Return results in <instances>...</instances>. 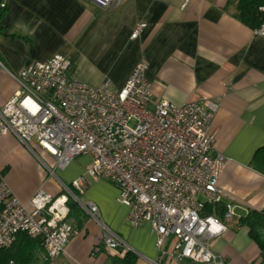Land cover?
I'll return each instance as SVG.
<instances>
[{"label":"crops","instance_id":"0c3cea01","mask_svg":"<svg viewBox=\"0 0 264 264\" xmlns=\"http://www.w3.org/2000/svg\"><path fill=\"white\" fill-rule=\"evenodd\" d=\"M1 1L0 107L17 89L9 72L55 54L68 57L74 76L90 86L108 81L120 89L144 62L154 100L215 104L209 129L214 152L227 158L219 187L234 218L212 249L226 264H256L260 250L239 219L264 210V173L258 170L264 154L254 158L264 147V36L234 16L236 0H125L111 9L88 0ZM139 23L145 26L133 38ZM89 162L80 155L51 174L14 134H0V174L23 203L39 188L58 194L61 184L83 175ZM72 193L78 201L69 199L78 210L68 217L74 234L65 253L46 259L42 250L35 264H109L127 250L137 256L135 264H189L159 257L148 222L128 224V208L118 202L112 182L87 177L83 192ZM86 201L97 205L100 222L80 205ZM106 228L122 247L104 246Z\"/></svg>","mask_w":264,"mask_h":264},{"label":"built area","instance_id":"2783aa9c","mask_svg":"<svg viewBox=\"0 0 264 264\" xmlns=\"http://www.w3.org/2000/svg\"><path fill=\"white\" fill-rule=\"evenodd\" d=\"M88 1L111 9L125 0ZM144 26L137 24L131 36L136 37ZM254 32L264 36V23ZM145 70L146 64L139 62L123 87L114 89L108 81L97 86L79 81L71 60L63 55L32 61L9 72L17 89L0 107V134H14L51 174L87 155L90 162L71 188L82 193L87 177L112 182L118 202L128 208V224H150L160 258L226 264L212 249L213 241L234 218L230 202H225L221 217L213 206L223 201L219 179L227 163L224 155L214 152L209 129L216 106L154 100ZM71 188L61 184L58 194L39 188L23 203L0 174V249L25 232L40 239L46 259L64 254L74 234L68 218L69 196L78 201ZM80 205L100 222L95 203ZM208 205L211 214L205 213ZM101 242L110 249L123 245L107 228Z\"/></svg>","mask_w":264,"mask_h":264},{"label":"trees","instance_id":"16d2710c","mask_svg":"<svg viewBox=\"0 0 264 264\" xmlns=\"http://www.w3.org/2000/svg\"><path fill=\"white\" fill-rule=\"evenodd\" d=\"M4 13V6H0V21ZM234 16L251 29L259 28L264 23V0H236ZM258 154H264V147L255 153L254 158H257ZM258 168L264 173V165L258 166ZM68 186L71 188V185ZM71 190L74 189L71 188ZM68 206L69 215L74 216L78 210L77 204L69 199ZM213 206L215 214L221 217L225 211V202L221 201ZM205 213H213L211 205L206 207ZM239 222L247 227L250 239L258 246L260 258L264 260V210H251L241 217ZM42 250L39 238H33L25 232H19L9 247L0 249V264H8L9 261H13L14 264H35L37 254ZM136 259L137 256L132 251L127 250L121 258L112 257L109 264H135Z\"/></svg>","mask_w":264,"mask_h":264},{"label":"water","instance_id":"95a60500","mask_svg":"<svg viewBox=\"0 0 264 264\" xmlns=\"http://www.w3.org/2000/svg\"><path fill=\"white\" fill-rule=\"evenodd\" d=\"M2 3V1L0 0V4Z\"/></svg>","mask_w":264,"mask_h":264}]
</instances>
